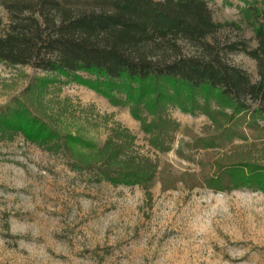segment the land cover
<instances>
[{
	"label": "trees",
	"instance_id": "16d2710c",
	"mask_svg": "<svg viewBox=\"0 0 264 264\" xmlns=\"http://www.w3.org/2000/svg\"><path fill=\"white\" fill-rule=\"evenodd\" d=\"M240 1L242 20L257 42L248 51L256 60V82L222 62L218 53L181 54L177 36L214 51L206 43L208 34L226 26L240 30L237 21L213 22L205 0H93L96 8L75 14L57 0H0L8 17L5 25L0 18V62L37 71L0 107V139L19 134L60 153L73 171H95L98 181L114 186H139L151 199L154 177L163 189L176 182L166 164L159 168L155 154L169 151L175 141L179 124L168 111L178 107L202 113L213 124L190 144L204 150L197 163L201 182L195 174L178 179L190 188L204 184L213 190L245 187L264 193V3ZM71 82L113 106L127 107L154 156L141 153L136 136L119 122L109 125L106 115L102 144L83 127L73 133L58 125L43 106L44 96L49 86L58 91L60 84Z\"/></svg>",
	"mask_w": 264,
	"mask_h": 264
},
{
	"label": "rangeland",
	"instance_id": "374dc122",
	"mask_svg": "<svg viewBox=\"0 0 264 264\" xmlns=\"http://www.w3.org/2000/svg\"><path fill=\"white\" fill-rule=\"evenodd\" d=\"M57 1L74 14L96 8L93 0ZM205 1L213 22L237 21L240 30L226 26L208 34L206 43L214 51L177 36L181 54L218 53L222 62L256 82V60L248 51L257 42L242 20L243 3ZM0 18L2 24L8 22L1 5ZM230 43L236 48H226ZM35 72L29 65L0 62V107L18 95ZM60 85L58 91L49 86L43 103L58 125L73 133L83 127V133L102 144L108 133L102 121L106 115L109 125L119 122L136 136L141 153L154 156L127 107L113 106L73 82ZM247 103L255 105L249 99ZM168 112L179 124L175 141L169 151L155 155L159 168L166 164L176 182L163 189L158 175L154 177L151 199L139 186H114L98 181L95 171H73L60 153L19 134L0 139V264H264V193L245 187L213 190L204 184L190 188L179 180L186 173L201 182L197 163L204 150L190 144L213 124L199 112L178 107Z\"/></svg>",
	"mask_w": 264,
	"mask_h": 264
}]
</instances>
